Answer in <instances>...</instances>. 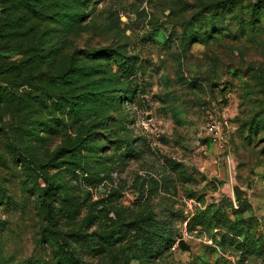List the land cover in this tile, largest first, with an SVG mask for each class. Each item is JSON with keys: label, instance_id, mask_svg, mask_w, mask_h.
I'll use <instances>...</instances> for the list:
<instances>
[{"label": "rangeland", "instance_id": "374dc122", "mask_svg": "<svg viewBox=\"0 0 264 264\" xmlns=\"http://www.w3.org/2000/svg\"><path fill=\"white\" fill-rule=\"evenodd\" d=\"M64 1L0 0V264H264V0Z\"/></svg>", "mask_w": 264, "mask_h": 264}, {"label": "trees", "instance_id": "16d2710c", "mask_svg": "<svg viewBox=\"0 0 264 264\" xmlns=\"http://www.w3.org/2000/svg\"><path fill=\"white\" fill-rule=\"evenodd\" d=\"M88 0H65L62 4L67 5V10L65 13H60L59 15L62 17H65L67 21H69L70 25L73 23H78L80 22V18L83 16V14L80 11V8L84 6V3L87 2ZM94 2V1H93ZM227 4H232L233 1H227L225 2ZM117 98H114L113 102H116ZM47 196L50 195V192H47ZM154 234V232H152Z\"/></svg>", "mask_w": 264, "mask_h": 264}, {"label": "built area", "instance_id": "2783aa9c", "mask_svg": "<svg viewBox=\"0 0 264 264\" xmlns=\"http://www.w3.org/2000/svg\"><path fill=\"white\" fill-rule=\"evenodd\" d=\"M209 136L212 142L218 147L222 148L227 143V136L222 128L221 124L213 123L208 128Z\"/></svg>", "mask_w": 264, "mask_h": 264}, {"label": "water", "instance_id": "95a60500", "mask_svg": "<svg viewBox=\"0 0 264 264\" xmlns=\"http://www.w3.org/2000/svg\"><path fill=\"white\" fill-rule=\"evenodd\" d=\"M235 193L238 195V196H240V194H241V189L239 188V186H235ZM180 245L182 246V247H187V244H185V242H184V240H181L180 241Z\"/></svg>", "mask_w": 264, "mask_h": 264}]
</instances>
